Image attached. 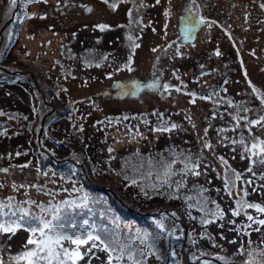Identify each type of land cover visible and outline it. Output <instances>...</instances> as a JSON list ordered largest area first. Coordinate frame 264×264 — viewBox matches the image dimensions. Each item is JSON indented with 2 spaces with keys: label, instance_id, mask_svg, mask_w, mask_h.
<instances>
[{
  "label": "rangeland",
  "instance_id": "374dc122",
  "mask_svg": "<svg viewBox=\"0 0 264 264\" xmlns=\"http://www.w3.org/2000/svg\"><path fill=\"white\" fill-rule=\"evenodd\" d=\"M55 1L50 5L35 1L30 12L36 15L27 11L30 18L21 28L25 32L21 38L20 34L12 37L4 56L0 54L1 64L9 69L27 70L12 77L5 70L0 72L10 80H0V112L4 113L0 115V169H8L0 171V200L14 197L16 202L31 199L48 204L88 192L99 200L91 205L95 216L84 210L83 218L90 223L114 228L115 220L125 237L134 235L137 228L150 233L148 243L154 248L136 240L135 246L145 251L143 264H162L164 259L165 264L264 261V226L247 219V215L264 219V213L243 206L239 216L231 211L237 200L264 207V164L257 163L248 172V153L239 143L241 138L248 145L254 137L264 139V126H251L249 131L248 121L241 119L237 127L240 117L252 120L264 115V105L252 87L264 92V0H201L213 19L184 44L178 38L184 33L182 18L191 0ZM5 2L0 0V8ZM53 5L67 13L59 15ZM218 20L225 29L217 25ZM43 69L50 73L52 89L43 85L46 76H36ZM117 78L123 82L115 90L110 83ZM153 82L157 88L145 87ZM71 95L73 102L66 100ZM44 101L59 107L62 116L47 126L42 138L36 137L41 144H35L36 120ZM54 107L52 111H57ZM172 124L177 127L171 131H155ZM47 146L61 158L60 163L75 153L79 163L91 166L94 181L111 183L145 215L138 219L118 214L104 193L97 199L91 186L83 184L82 173L68 178L69 170L37 168L32 162L45 156ZM188 156L199 165L200 175L179 172L184 167L180 161ZM173 159L177 174L165 177L163 162ZM226 169L242 174L231 195L225 178L231 181L233 176ZM249 179L250 185L244 183ZM178 182L183 186L178 188ZM73 188L81 191L73 192ZM217 205L224 213L222 219L210 214ZM32 209L37 210L35 205ZM83 214L77 211V219ZM202 219L213 222L205 225ZM156 221L164 224L161 232ZM28 237L22 229L15 235L0 234V257L5 264H12L10 257L23 251ZM169 244L176 253L173 257L166 251ZM93 252L79 264H89V259L91 264H106L105 252Z\"/></svg>",
  "mask_w": 264,
  "mask_h": 264
},
{
  "label": "snow or ice",
  "instance_id": "6c2138e0",
  "mask_svg": "<svg viewBox=\"0 0 264 264\" xmlns=\"http://www.w3.org/2000/svg\"><path fill=\"white\" fill-rule=\"evenodd\" d=\"M28 3H32L33 0H27ZM46 3L47 0H44ZM159 0H157V3ZM17 0H11V4L15 5ZM196 0H191V4L195 5ZM113 8L116 4L112 5ZM264 8V4L261 5ZM90 10V9H89ZM131 13H129L130 15ZM33 16L36 13L32 14ZM209 23L205 17L199 15V8L190 7L188 10V16L185 17V30L191 32V30L200 24ZM210 26V24H209ZM99 28L104 29L107 25H98ZM134 47H139V45H134ZM220 53L217 52V55ZM251 84V81H249ZM145 87L157 88L158 83L153 82ZM253 91L256 93L261 105H264V92L256 88L254 85ZM165 89L168 85L164 86ZM177 91L180 89L177 88ZM135 94V93H133ZM194 95V94H193ZM202 99L208 100L211 97H202ZM195 103V100L192 101ZM247 111V109L245 110ZM0 115L4 113L0 112ZM127 117H125L126 119ZM248 121L246 125L251 131V126H264V115H260L256 119L249 120L247 116L240 117L237 119V127H239L240 120ZM177 125L172 124L171 127L161 126L155 129V131L168 132ZM236 143V141H233ZM239 143L245 145V151L248 153V159L250 166L247 169L248 172H252V166L259 163L264 164V139L259 137H254L251 144L245 143L243 138ZM205 147H211V145L206 144ZM111 151V149H110ZM19 155V153H17ZM223 161V157H220ZM176 159L171 162H163L164 176L171 177L177 173L173 171V165L176 163ZM184 167L179 170L182 174H187L191 172L193 175H200V172L196 171L199 167L197 163H192L191 157H185L183 161H180ZM226 164L227 162L224 161ZM21 167H27V165H22ZM0 171L8 172V169H0ZM231 171L233 179L229 181L227 177L225 178V188L229 190V195H231V188L235 187V181L242 179V174L236 172L234 169H226V173ZM46 175V173H45ZM165 179L164 183H167ZM136 183V181H133ZM244 183L250 185L252 180L249 179L244 181ZM183 186L180 182L177 183V187ZM17 186L13 184V188ZM19 187L24 188L25 185H20ZM27 187H35L37 190H41V186L30 185ZM67 191V189H65ZM73 192H80L78 188H73ZM244 196H247V189H243ZM50 197L54 196L53 193L49 192ZM96 199L91 197L88 192H84L80 197L73 199H64L58 203H53L51 200L48 204L37 203V201L26 199L24 201L16 202L14 197H7L5 200H0V234L11 233L15 235L18 230H25L29 233V237L26 242L21 246L23 251L19 252L15 256L10 257L12 264H79L81 260L87 255L89 257L94 255L93 249H99L107 254L106 264H122L125 258L129 261V264H143L142 257L145 256L144 249L136 247V240L139 239L141 244H145L147 248H154V244L148 243V237L150 233L146 230L136 229L134 235H129L127 237L121 235L119 224L113 220L112 223L115 225L114 228H109L107 225H101L97 223H90L88 219L77 221L76 213L79 211L81 214L84 210L87 213L95 216L96 212L93 210L91 205L96 203ZM36 206V211L32 209V206ZM254 208L259 213H264V207L260 204L243 202L240 200L236 201V208L232 209V214L234 216H239L241 214L240 208ZM203 211V209H201ZM210 214L214 218H223V211L219 209V205L216 206L215 211H211ZM247 215V213H245ZM174 216L175 213H172ZM101 217L105 216V213H100ZM247 219L252 223L264 226V219L256 220L253 216L247 215ZM212 220L202 219V224L212 223ZM232 223H235L234 221ZM157 226L160 229L164 228V224L160 221H156ZM251 224L247 227L251 228ZM97 229L102 232L101 234L97 232ZM259 231V228L254 229ZM159 238V237H157ZM11 239V236L9 237ZM99 242V243H97ZM234 243V241H233ZM67 244V246H66ZM31 246V247H29ZM74 246V247H73ZM85 247L84 251L81 248ZM264 254V253H262ZM172 255H175L173 252ZM193 259H198V257L193 256ZM220 260H225L224 257H219ZM0 264H5V261L0 257ZM89 264L91 260L89 259ZM204 264H210L209 261H204ZM247 264H252V261H248ZM256 264H264V261H257Z\"/></svg>",
  "mask_w": 264,
  "mask_h": 264
},
{
  "label": "trees",
  "instance_id": "16d2710c",
  "mask_svg": "<svg viewBox=\"0 0 264 264\" xmlns=\"http://www.w3.org/2000/svg\"><path fill=\"white\" fill-rule=\"evenodd\" d=\"M4 1H6L4 7L0 8V29L4 25L5 21H7L11 17V15L13 13L12 11L16 7L17 3H18V5H17V8H16V11L14 13L13 18L9 22H7V25L2 30L3 41L0 44V54L2 56H4V52L6 51V48L8 47L7 45L11 43L12 37H14V36L19 34V32H20L21 28L23 27V25L28 21V18H30L31 14H32V12H30L31 6L34 5L35 1H37V0H33L32 3H28L27 0H17V3L15 5L11 4V0L10 1L9 0H4ZM188 1H190V0H188ZM54 2H55V0H53V1L52 0H48L46 2V5H50L51 3H54ZM195 4H196V7L199 8V15L206 18V16H207L206 11L207 10L204 7L203 2L201 0H196ZM186 5H187V7L185 9V12H184L183 18H182V27H183L182 30H183L184 33L181 34L179 36V38H178L179 41L181 43H183V44L186 43V41L189 42L192 39H194V37L198 33L197 31H198L199 27L205 25V24H200V25L195 26L191 30L190 33L185 30V17L188 16V10H189L190 7L195 8L194 5L191 4V1L189 3H187ZM52 8L54 10L60 11L58 13L59 15H61V14L64 15L65 13H67L65 10H62V9L58 10L57 6L53 5ZM27 11L30 13V16L27 13ZM212 19H213L212 16H207V21H209V23H210V20H212ZM216 23H217L218 26H222L225 29V26L219 20L216 21ZM10 33H11V36L9 35ZM5 73H6V76H10V77L14 76V75L7 74V72H5ZM42 75H43V77L46 76V78H47V76L50 75V73H49V71L47 69H43L42 73L41 74L39 73L36 76L41 78ZM49 82H51L49 78L44 79L43 80V85L45 87L46 86H51L49 84ZM40 85L42 86V84H40ZM45 100L47 101V99H45ZM46 101H44L43 105H42V107L44 109V112L45 111L47 112L49 110V108H50V105L47 106V102ZM56 110H60V108L57 107ZM54 117H55V113L53 115H48L47 119L50 121V120L54 119ZM116 120H118V119H116ZM48 151L53 155L51 149H49ZM84 154L86 155V157H88V158L90 157L86 152H84ZM70 158H72V159L67 158L65 161L60 163V161H62V160L54 161L51 157H49L48 154L45 153V156H41L40 158L36 159V162H32V163L34 165L37 164L38 165L37 168H40V169H45V168L52 169L53 168V170H56V169L61 168V169L65 170V171L69 170L68 178L74 177L73 174L79 175V174L82 173L81 177L83 178V184L86 185V186H89V187L91 186V189L97 193V199H99L101 193H104L105 196L103 198L105 200H108L110 207H114V205H115V207H117V209L115 208V211L118 214H120V215H122L124 217H126V216H136V217H138V219H140L142 216L145 215V213H141V211L135 210L132 205H129L127 200L123 199V197L118 194L117 189L116 188H112V184L111 183H109V182H106V183L102 182L101 183L99 181H94L90 177L91 173L89 174L91 166L90 167H88V166L86 167V165L83 162L79 163L80 161L79 162L77 161V155L75 153H73ZM51 164H54V166H52L50 168ZM6 198H3L2 200H5ZM131 198L136 200L135 196H131ZM126 203H127V205L125 206ZM138 203L142 204V202H140V201H138ZM83 217H85L84 214L82 215L81 219ZM81 219H77V221L79 222ZM83 219H85V218H83ZM156 230H158V229L156 228ZM158 231L161 232V229L158 230ZM159 235H160V233H159ZM173 249H174V247L171 244H169L168 248L166 249V251H169V253H171V254H168L171 257L174 256V255H172V253L174 252ZM150 252L155 254L156 258H160L161 259V257H159L158 254L154 253L153 251H150ZM175 255H176V253H175ZM142 261H144V262L146 261L145 257H142ZM166 261L167 260L164 259L162 261V264H165ZM122 263L123 264H125V263L129 264V261L125 258V260Z\"/></svg>",
  "mask_w": 264,
  "mask_h": 264
},
{
  "label": "flooded vegetation",
  "instance_id": "af4514ba",
  "mask_svg": "<svg viewBox=\"0 0 264 264\" xmlns=\"http://www.w3.org/2000/svg\"><path fill=\"white\" fill-rule=\"evenodd\" d=\"M5 69H6V72H9V74H12V72L14 71L13 69H9V68H6L5 67ZM14 72H16V74L17 75H24V74H26L27 73V70H25V71H21V69H19L18 68V70L17 71H14ZM32 75H34L33 73H32ZM32 77V76H31ZM34 83V82H33ZM49 88H53V86H49ZM42 97H44V95L42 96ZM40 100H41V97H40ZM54 106L52 105V104H50V110H52V108H53ZM43 108V107H42ZM44 117H47L48 115H50V112H49V110L46 112H44ZM43 127H44V129H46V124L44 123V125H43ZM46 151V153L49 155V157H51L53 160H56V159H60L59 157H57L56 158V156L53 154H51L50 152H48L47 150H45Z\"/></svg>",
  "mask_w": 264,
  "mask_h": 264
},
{
  "label": "water",
  "instance_id": "95a60500",
  "mask_svg": "<svg viewBox=\"0 0 264 264\" xmlns=\"http://www.w3.org/2000/svg\"><path fill=\"white\" fill-rule=\"evenodd\" d=\"M120 82H121V80H120V81L115 80V81L111 84V86L114 87V88H116V87L120 84Z\"/></svg>",
  "mask_w": 264,
  "mask_h": 264
}]
</instances>
